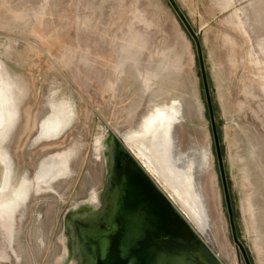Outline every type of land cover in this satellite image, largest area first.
<instances>
[{
  "label": "rangeland",
  "instance_id": "obj_1",
  "mask_svg": "<svg viewBox=\"0 0 264 264\" xmlns=\"http://www.w3.org/2000/svg\"><path fill=\"white\" fill-rule=\"evenodd\" d=\"M0 87V264H76L65 217L98 199L120 136L169 104L203 254L264 264V0H0ZM51 107L70 122L39 140Z\"/></svg>",
  "mask_w": 264,
  "mask_h": 264
},
{
  "label": "water",
  "instance_id": "obj_2",
  "mask_svg": "<svg viewBox=\"0 0 264 264\" xmlns=\"http://www.w3.org/2000/svg\"><path fill=\"white\" fill-rule=\"evenodd\" d=\"M180 18L185 22L183 17ZM199 62L204 88L207 90L200 55ZM206 97L211 116L209 97ZM213 137L230 215L214 130ZM118 144L127 161L120 170L111 164L97 206H85L65 217L69 255L75 263L209 264L200 253V243L206 247L203 241L205 232L194 228L124 142ZM114 153L115 150L107 155L113 156ZM233 239L238 244L234 234ZM238 246L245 255L242 247Z\"/></svg>",
  "mask_w": 264,
  "mask_h": 264
},
{
  "label": "bare ground",
  "instance_id": "obj_3",
  "mask_svg": "<svg viewBox=\"0 0 264 264\" xmlns=\"http://www.w3.org/2000/svg\"><path fill=\"white\" fill-rule=\"evenodd\" d=\"M1 106L0 126L5 123L6 118L10 119V111L6 103L2 108ZM178 108L175 104L153 107L148 115L146 113V117L144 115L139 126L120 138L194 228L199 229L203 220L201 204L192 184L191 164L179 167L172 151L171 134L179 118ZM69 113L64 108H54L51 116L41 125L39 140L52 139L61 134L70 122ZM36 183L39 184L38 181ZM97 204V198L87 202V206L91 208L96 207Z\"/></svg>",
  "mask_w": 264,
  "mask_h": 264
},
{
  "label": "flooded vegetation",
  "instance_id": "obj_4",
  "mask_svg": "<svg viewBox=\"0 0 264 264\" xmlns=\"http://www.w3.org/2000/svg\"><path fill=\"white\" fill-rule=\"evenodd\" d=\"M0 89H2V87H0ZM114 150H115V153H114L113 156H107V158H108V168L110 169L111 164H112V165H115L117 170H120V169H122L124 167V165H125V163L127 161V158H126V156H124L122 154L123 153V149H122V147L119 144H115L114 143L112 145V147L110 148V151H114ZM10 182H11V179H10ZM238 248H239V246H238ZM205 249L206 248L200 243V253H201V255L205 257V259L207 260V262L209 264H217V262L210 255L205 256L203 254ZM240 252H241V250H240Z\"/></svg>",
  "mask_w": 264,
  "mask_h": 264
}]
</instances>
